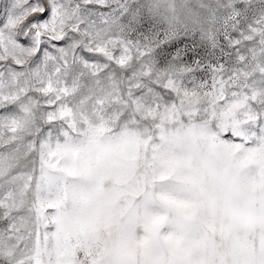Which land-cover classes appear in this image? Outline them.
<instances>
[{
  "label": "snow or ice",
  "instance_id": "6c2138e0",
  "mask_svg": "<svg viewBox=\"0 0 264 264\" xmlns=\"http://www.w3.org/2000/svg\"><path fill=\"white\" fill-rule=\"evenodd\" d=\"M0 264H264V0H0Z\"/></svg>",
  "mask_w": 264,
  "mask_h": 264
}]
</instances>
